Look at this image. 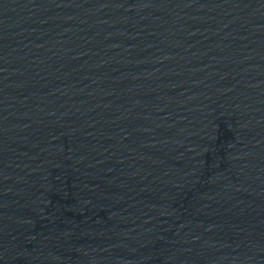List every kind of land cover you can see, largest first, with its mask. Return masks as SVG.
I'll list each match as a JSON object with an SVG mask.
<instances>
[{
    "label": "water",
    "instance_id": "1",
    "mask_svg": "<svg viewBox=\"0 0 264 264\" xmlns=\"http://www.w3.org/2000/svg\"><path fill=\"white\" fill-rule=\"evenodd\" d=\"M0 264H264V0H0Z\"/></svg>",
    "mask_w": 264,
    "mask_h": 264
}]
</instances>
